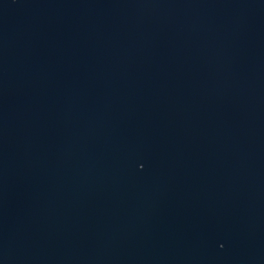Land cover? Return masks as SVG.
Masks as SVG:
<instances>
[{"label": "water", "instance_id": "1", "mask_svg": "<svg viewBox=\"0 0 264 264\" xmlns=\"http://www.w3.org/2000/svg\"><path fill=\"white\" fill-rule=\"evenodd\" d=\"M0 264H264V0H0Z\"/></svg>", "mask_w": 264, "mask_h": 264}]
</instances>
